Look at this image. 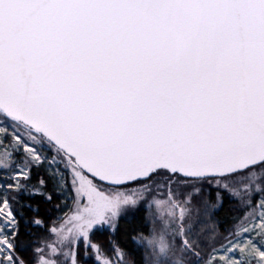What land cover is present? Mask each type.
Masks as SVG:
<instances>
[{"label":"snow or ice","instance_id":"1","mask_svg":"<svg viewBox=\"0 0 264 264\" xmlns=\"http://www.w3.org/2000/svg\"><path fill=\"white\" fill-rule=\"evenodd\" d=\"M0 264H264V0H0Z\"/></svg>","mask_w":264,"mask_h":264}]
</instances>
